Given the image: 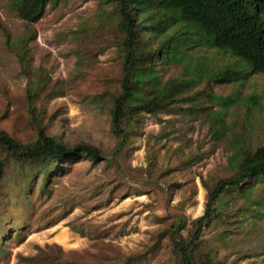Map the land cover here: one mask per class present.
Masks as SVG:
<instances>
[{"label": "rangeland", "instance_id": "374dc122", "mask_svg": "<svg viewBox=\"0 0 264 264\" xmlns=\"http://www.w3.org/2000/svg\"><path fill=\"white\" fill-rule=\"evenodd\" d=\"M0 19L12 42L0 31V129L32 139L31 105L39 125L58 139L87 141L113 156L109 101L121 62L113 4L61 0L27 23L0 0ZM185 26L175 19L155 36L156 42L175 35L185 48V55L155 62L158 86L165 93L174 89L175 99L168 110L133 122L119 154L54 166L47 186L42 174L28 169L25 177L18 163L6 161L0 264H58V257L68 264H180L163 230L181 219L188 236L209 194L235 174L236 143L249 149L264 139V73L250 71L229 50L184 41L191 31L201 35ZM20 36L27 38L23 60L16 49ZM232 70L242 76L222 78ZM216 74L221 77L214 80ZM251 94L256 100L248 101ZM251 189L264 200V182ZM237 190L215 201L211 223L202 226L201 252L221 264H264V208Z\"/></svg>", "mask_w": 264, "mask_h": 264}, {"label": "trees", "instance_id": "16d2710c", "mask_svg": "<svg viewBox=\"0 0 264 264\" xmlns=\"http://www.w3.org/2000/svg\"><path fill=\"white\" fill-rule=\"evenodd\" d=\"M61 0H8L15 14L27 23L37 21L45 12L48 3L56 4ZM113 4L117 17L116 26L121 34L118 43L120 78L117 91L110 94L111 129L117 137L112 155H117L126 145L129 126L142 117L143 113L155 114L168 110L174 100L175 90L165 93L158 86L156 60L174 59L178 54L185 55L182 41L172 34H164L155 42V36L175 19L201 30L200 37L189 32L192 41L206 47L229 50L242 57L252 71L254 68L264 73V0H100ZM169 13L173 14L170 15ZM185 25V24H184ZM0 31L6 43L12 45L8 29L0 19ZM16 49L23 60L27 51V38L18 37ZM221 74H216L215 79ZM242 76L238 70L222 75L227 80H237ZM177 87L180 82L177 81ZM151 86V89L147 88ZM248 101L256 100L255 95ZM30 103V102H29ZM229 104V101L226 102ZM28 111L37 125V133L27 141L17 139L7 131L0 129V183L4 175L6 161L19 164L24 176L27 170L36 175L42 174V184L47 186L48 172L57 165L86 157L92 162L112 159L105 156L97 145L87 141L67 144L39 125V116L33 106ZM239 157L233 176L218 184L206 199L204 211L191 220L192 231L184 235L185 221L177 219L163 233L168 236L171 250L180 264H221L214 262L211 256L203 254L200 248L202 226H208L214 216V203L227 189L237 188L242 199L257 201L264 208V200L256 199L252 185L264 182V139L253 148H245L242 143L235 145ZM254 198V199H253ZM263 200V201H262ZM58 257V256H57ZM58 264L68 261L58 257ZM123 260L116 264H127Z\"/></svg>", "mask_w": 264, "mask_h": 264}, {"label": "bare ground", "instance_id": "6f19581e", "mask_svg": "<svg viewBox=\"0 0 264 264\" xmlns=\"http://www.w3.org/2000/svg\"><path fill=\"white\" fill-rule=\"evenodd\" d=\"M62 237H66V235L64 233H61Z\"/></svg>", "mask_w": 264, "mask_h": 264}]
</instances>
